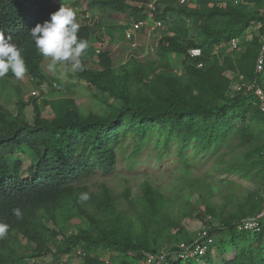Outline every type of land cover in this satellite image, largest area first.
Segmentation results:
<instances>
[{"label":"trees","instance_id":"trees-1","mask_svg":"<svg viewBox=\"0 0 264 264\" xmlns=\"http://www.w3.org/2000/svg\"><path fill=\"white\" fill-rule=\"evenodd\" d=\"M89 1L103 12L130 13L135 21L147 17L127 0ZM173 2L169 0L163 13L158 7L156 16L188 20L198 30V38L165 36L157 60L132 57L119 67L109 52H102L99 68L89 69L85 63L96 53L91 28L78 27L64 4L0 0V77L10 63L20 61L39 88L51 82L42 69L45 59L57 56L64 47L71 52L80 49L84 66L78 75L106 107L101 113L84 114L72 98L30 96L25 101L18 95L15 114L0 104V264H20L28 256L20 245L22 237L35 246L36 256L72 255L80 250L77 264H144L149 255L161 254L162 264H264V226L259 233L238 231L244 220L264 208V199L255 193L251 196L257 200L252 202L251 197L247 210L227 218L211 205L201 211L199 203L192 202L193 193L184 199L186 213L178 216L171 210L183 198L179 185L186 178L179 170L189 167L185 151L192 145L214 155L240 136V147L247 150L241 170L251 174L257 169L253 177L264 180L261 100L254 92L232 90L235 81L257 80L264 91V74L256 72L264 45V0H188L178 8ZM259 24L261 28L245 42L247 32ZM234 39L240 50L229 52ZM195 49L201 50L200 57L191 56ZM175 57L181 60L180 73L173 66ZM31 99L34 123L25 116ZM40 101L51 107L53 117L43 115ZM156 131L165 137L160 145L165 153L173 148L172 141L181 144L182 162L175 160L173 170L180 182L171 195L148 181L138 198L128 188L124 197L134 208L136 222L128 217L131 209L126 211L109 187L88 194L83 183L98 173L115 172L119 149L130 133L136 136L135 145L131 138L127 141L133 148V168ZM193 213L207 226L208 237L199 243L208 238L215 243L203 256L182 258L180 246L194 249L196 239L179 218L195 219ZM217 235L231 240L219 251L221 261L214 255ZM232 251L233 257L226 258ZM104 253L112 254L111 261Z\"/></svg>","mask_w":264,"mask_h":264},{"label":"rangeland","instance_id":"rangeland-1","mask_svg":"<svg viewBox=\"0 0 264 264\" xmlns=\"http://www.w3.org/2000/svg\"><path fill=\"white\" fill-rule=\"evenodd\" d=\"M133 0H127L132 4ZM245 1V0H243ZM169 0H165V4L162 8L167 7ZM70 4V10L72 13L79 14L75 17L77 23L88 25L92 30V34L97 39L94 42V47L107 44L102 49L111 53L112 58L116 62V66L127 64L133 57L135 60L144 61L157 60L160 42L165 36H172L174 34H187L188 38H198V30L193 23L189 22L176 15L169 20L166 25L161 28L154 29L152 24H148L143 30L135 33L136 42L139 47L133 49L131 45L125 42L123 38L124 32L130 27L132 16L130 13L114 15L101 10H95L89 8V0H72L68 1ZM174 3V2H173ZM175 7L180 6V0H175ZM264 9V8H263ZM91 18L86 19V15ZM146 11L140 13L141 16L145 15ZM82 19V21H81ZM253 28L252 30H254ZM257 31H254V34ZM251 36V35H250ZM251 40L252 38L249 37ZM240 50V47L237 49ZM243 51V49L241 48ZM230 51H235L230 49ZM97 59L96 56L92 58V61ZM52 61L49 64L46 62L43 64L42 69L48 75L50 74L53 79L59 78V81L63 86V91L60 93L50 94V99L59 100L72 98L76 101L78 109L87 114L90 111L101 113L105 111V105L98 99L93 97L96 92L90 89L87 83L75 78V73L71 64H68V60L62 53L58 61L50 59ZM180 58L175 57L173 59V66H175L176 72L180 73L181 62ZM54 62V63H51ZM90 68L97 69L98 65L90 64ZM7 72L0 77V104H3L16 114L18 110L17 97L18 95L27 101L30 98L31 92L37 88L35 83L31 80L27 69L22 65L20 61L10 63L7 66ZM58 75V76H56ZM239 84L235 81L234 85ZM237 88V87H236ZM235 90V89H233ZM47 98V97H46ZM32 99L28 102L30 105L26 107L25 116L28 121L34 123V108L31 105ZM41 103V101H40ZM42 107L43 115L50 118L53 117V111L51 107H45L44 103L40 105ZM131 140L135 145L134 133H130ZM130 138L128 139L130 141ZM151 142L146 146L145 152L142 154L139 160L136 161L135 166L132 168L131 153L133 148L126 143L119 149V157L115 172L111 176H106L102 173H98L96 177L85 180L83 185L89 188L88 194L102 193L104 187H109L112 192L120 198L122 207L129 212H132L134 208L129 206L125 201L124 194L128 188L131 189L133 198L141 196V187L145 181L153 183L156 187H159L164 193L172 194L174 190V184H179V178L175 170L177 165L175 160L179 163V154L181 150V144L174 141L171 142L173 147L170 151L164 152L162 150V144L164 145L165 137L159 131L151 134L149 137ZM167 138V137H166ZM161 145V146H160ZM245 147H240V136L233 138L228 146H225L217 151L214 155L211 153H205L202 150H197L195 145L187 147L186 160L189 167L185 168L183 165L179 172L186 178V182H182L179 187L182 191V197L175 203V206L171 208L173 214L180 215V213L187 212V205L184 199L188 195H192V202L199 203L201 211H205L207 205L213 206L217 213L224 218L237 214L240 210H247L253 200H257L255 195L264 199V180L261 177L254 178V173H257V169L251 174L243 172L241 170L243 157L246 153ZM163 156H160L159 154ZM168 157V158H167ZM182 161H180L181 163ZM29 164H26L24 170H28ZM187 169V170H186ZM245 171V169H244ZM247 174L248 177H244ZM257 175V174H256ZM174 178V180H172ZM190 181V182H189ZM193 182V187L189 183ZM82 185V186H83ZM259 204V203H258ZM261 206V205H260ZM128 217L137 222V215L132 212ZM195 219L179 218L182 227L186 229L189 235L194 239H198L203 229L202 222L196 218V213H193ZM182 219V220H181ZM134 223V222H133ZM214 223L216 221L214 220ZM174 230V235L177 233ZM217 243V247L214 249V255L217 261L222 260V256L219 251L225 248V245L230 242V238L227 235H217L214 238ZM21 248L28 255L23 258V262L20 264H77L79 261V255L76 251L72 255L57 256L50 254L47 256H36L35 246L27 242L25 238H20ZM232 253H226V258L231 259ZM102 253V252H101ZM111 253H104V258L111 261ZM115 256V255H114Z\"/></svg>","mask_w":264,"mask_h":264},{"label":"clouds","instance_id":"clouds-1","mask_svg":"<svg viewBox=\"0 0 264 264\" xmlns=\"http://www.w3.org/2000/svg\"><path fill=\"white\" fill-rule=\"evenodd\" d=\"M68 1H71L72 2V0H55V2L57 3V4H64L65 6H66V8L68 9V11L70 12V15H71V19H72V21L74 22V23H76V24H78L77 26L78 27H81V28H83V27H89V28H92V27H90V26H88V25H83V24H79V23H77V21H76V19H75V17L76 16H78L79 14L77 13V14H75V13H72L71 12V10H70V4L68 3ZM181 1V0H180ZM130 4V3H129ZM165 4V0H159V2L157 3V6H156V10L155 11H153V10H150L149 8H147L146 7V4H145V1L144 0H140V1H132V4H130L131 6H133V7H135V8H138V9H140V10H142V11H146V16L147 17H145L143 20H141V19H139V20H137L136 19V21L132 18V21H131V24H130V27L128 28V29H126L125 30V32H124V35H123V38L125 39V42L126 43H128L129 45H131L132 46V48L133 49H137L138 47H139V45H138V43L136 42V35H135V33L136 32H138V31H141V30H143L145 27H148V24H152L153 25V28L154 29H158V28H156L155 27V23L156 22H158V21H161V22H163V26L164 25H166V23L169 21V20H171V18L170 17H167V21H165L164 19H162V18H159V16H156V13L158 12V7H161V12L160 13H163V11L165 10V8H162V6ZM188 4V3H187ZM187 4H184V5H187ZM89 8H92V9H95V10H100V9H96V8H93V7H91L90 6V1H89ZM180 5H183V4H181V2H180ZM141 11V12H142ZM144 16V15H143ZM87 18H91V16H89L88 14L86 15V19ZM81 21H82V19H81ZM140 22H144L145 24H144V26L141 28V29H139V30H137V29H135V27H134V24H136V23H140ZM128 32H130L131 34H132V38L131 39H128L127 38V33ZM91 34H92V30H91ZM92 39H93V41L94 42H97V39H96V37H95V34H94V36H93V34H92ZM94 42H93V46H94ZM107 44L105 43V44H102V46H106ZM102 46L100 45V46H97L96 45V53H95V55L94 56H96L97 57V59H94L95 60V62L94 61H92V59L91 60H89L87 63H85V65H86V67L87 68H89V69H93V68H90L89 66H90V64H91V62H92V64H99V56H100V54L102 53V52H108V51H105L104 49H102ZM195 50H197V49H195ZM191 51H193V50H191ZM191 51H190V54H191ZM201 51V50H200ZM64 54V56L68 59V60H66V62H68V64H71V66H72V69H73V73H75V78H77L78 80H80V81H83V82H85L84 80H82L80 77H79V75H78V73L80 72V69H81V66L83 65L84 66V64L82 63V61H81V55H82V50H80V49H78L77 51H75V52H71L70 50H68V47H64V48H62V50L58 53V55L57 56H55V57H50V58H47V59H45L44 60V62L43 63H45L46 61V64H49V62L50 61H52V60H50V59H53V60H56V61H58L59 59H60V56H61V54ZM110 53V52H109ZM111 54V53H110ZM93 56V57H94ZM92 57V58H93ZM196 58V57H195ZM51 63H54V62H51ZM29 73V72H28ZM45 74H46V76H48V77H50V79H51V82H48V83H43L42 85H41V87H39V88H35L32 92H31V97H36V98H38V97H40L41 99H43V98H46V97H48L50 94H55L56 95V93L58 92V93H60L61 91H63V86L60 84V82L59 81H62L61 79H60V77L58 76V75H56V76H58L59 78L57 79V78H55V79H53L54 78V76L52 77L50 74L48 75L46 72H44ZM30 75V74H29ZM31 77V76H30ZM32 81H33V79H31ZM85 83H87V82H85ZM27 99H29V98H27ZM79 256H82L81 254H82V251H78V253H77Z\"/></svg>","mask_w":264,"mask_h":264},{"label":"built area","instance_id":"built-area-1","mask_svg":"<svg viewBox=\"0 0 264 264\" xmlns=\"http://www.w3.org/2000/svg\"><path fill=\"white\" fill-rule=\"evenodd\" d=\"M146 7L150 10L155 11L157 3L159 0H144ZM181 4H187L188 0H181ZM144 22L136 23L134 24L135 29L139 30L144 26ZM156 28L163 27V22L158 21L155 23ZM261 28V24L256 26V30H259ZM127 38L131 39L132 34L130 32L127 33ZM239 48V42L238 40L234 39L231 42V49L237 50ZM202 52L200 50H193L191 51L192 57H200ZM258 76H262L264 74V45L260 54V57L258 59L257 63V70H256ZM237 87V88H236ZM235 87L236 92H242V91H248V92H254L255 95L261 100L262 105V111L264 113V91L259 86L258 81L256 80L253 83H239ZM264 226V208L258 213L256 216L248 218L244 220L239 226L238 231L239 232H251V233H259L261 232L262 228ZM208 237V231L207 226H203L202 232L200 233V236L195 241V247L192 249L191 247H188L186 244H182L180 248L184 249V253L182 258L187 257H194L196 255H205L208 251V245L214 244L213 239H207V243L204 242L203 244L199 243L200 239L207 238ZM165 260L164 255H149L146 262L144 264H162Z\"/></svg>","mask_w":264,"mask_h":264},{"label":"crops","instance_id":"crops-1","mask_svg":"<svg viewBox=\"0 0 264 264\" xmlns=\"http://www.w3.org/2000/svg\"><path fill=\"white\" fill-rule=\"evenodd\" d=\"M254 31H257V30H256V29H254V30L251 29V30H249V31L247 32V34L244 36V40H245V42L250 40L249 37L253 38V36H254ZM250 35H251V36H250ZM235 87H236V85H233V86H232V90L235 89ZM233 92H236V91L233 90Z\"/></svg>","mask_w":264,"mask_h":264}]
</instances>
